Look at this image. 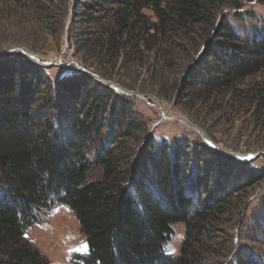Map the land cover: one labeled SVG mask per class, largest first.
<instances>
[{"label": "trees", "instance_id": "trees-1", "mask_svg": "<svg viewBox=\"0 0 264 264\" xmlns=\"http://www.w3.org/2000/svg\"><path fill=\"white\" fill-rule=\"evenodd\" d=\"M26 1L37 8L54 2ZM255 1L264 7V0L63 3L66 18L72 15L71 47L100 78L112 79L130 56L143 65L151 53L177 50L175 35L191 44L201 29L210 43L197 73L179 84L223 94L264 73V18L249 40L231 25L243 23L238 11ZM48 70L20 57L0 61V264H50L27 232L62 206L75 213L88 246L74 264H217L210 228L230 216L228 205L256 176L207 145L155 140L129 99L86 73L55 82ZM258 206L252 221L264 238V197ZM177 224L186 232L172 256ZM252 254L240 264H264Z\"/></svg>", "mask_w": 264, "mask_h": 264}, {"label": "rangeland", "instance_id": "rangeland-1", "mask_svg": "<svg viewBox=\"0 0 264 264\" xmlns=\"http://www.w3.org/2000/svg\"><path fill=\"white\" fill-rule=\"evenodd\" d=\"M63 1H49L37 8L36 4L26 0H0V55L19 49L39 60L33 62L13 52L0 61L9 57L23 58L48 68V74L55 82L63 73L84 72L111 89L121 90L122 94L114 92L129 99L133 111L138 114L139 120L148 125L149 133L155 140L196 148L200 144L207 145L203 135L216 146L217 150L212 148L215 152L244 163L256 179L247 193L236 197L228 205L230 216L210 228L214 234L210 244L216 245L219 250L211 260H216L217 264H240L252 252L263 259V230L252 220L261 215L258 205L264 197V94L259 97L264 88V73L223 94H204L198 87L194 90L181 88L179 81L188 73H197L203 47L210 43V40H202L201 36L205 34L199 29L193 35L191 44L184 42V37L175 35L174 39L179 44L177 50L160 53L157 57L151 53L143 65H138L130 56L127 68L110 80L102 79L91 70H86L81 55L71 47L68 24L72 15L68 14L66 18ZM238 12L244 22L231 25L249 40L256 30L263 28L264 7L255 1ZM223 16L231 21L229 10L223 12ZM50 63L57 66L48 67L46 64ZM235 156L250 159L242 161ZM263 221L261 218V223ZM173 230L167 252L177 256L186 227L177 224ZM27 239L50 264H74L79 255L88 253L80 222L69 206L56 209L45 219L44 225L31 227ZM221 247L222 250L219 249ZM242 249L250 254L240 258Z\"/></svg>", "mask_w": 264, "mask_h": 264}, {"label": "water", "instance_id": "water-1", "mask_svg": "<svg viewBox=\"0 0 264 264\" xmlns=\"http://www.w3.org/2000/svg\"><path fill=\"white\" fill-rule=\"evenodd\" d=\"M13 52H18L19 54H21L22 56H24L25 58H28V59H30V60H32L33 62H38L39 60L37 59V58H35V57H33V56H31V55H28V54H26L25 52H23V51H21V50H19V49H14L13 51L11 50V51H8V52H6V53H4V54H1L0 55V59L1 58H3L5 55L7 56V55H10V54H12ZM46 65H48V67H56L57 66V64H46ZM111 88V87H110ZM112 89H114V91H116V92H119L120 94H122V91L121 90H119V89H116V88H114V87H112ZM123 94H125V96H128V93H124L123 92ZM202 136V138H203V141H205V143L207 144V145H209L211 148H213V149H215V150H217V148H216V146H214L213 144H211L209 141H207L206 140V138L203 136V135H201ZM234 158H236V159H239V160H242V161H248L250 158H245V157H239V156H235Z\"/></svg>", "mask_w": 264, "mask_h": 264}, {"label": "snow or ice", "instance_id": "snow-or-ice-1", "mask_svg": "<svg viewBox=\"0 0 264 264\" xmlns=\"http://www.w3.org/2000/svg\"><path fill=\"white\" fill-rule=\"evenodd\" d=\"M86 247V246H85Z\"/></svg>", "mask_w": 264, "mask_h": 264}]
</instances>
